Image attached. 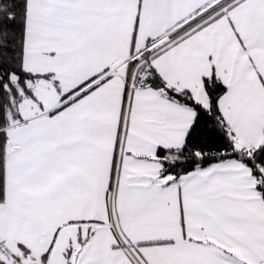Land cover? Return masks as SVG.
<instances>
[{"label": "snow or ice", "instance_id": "snow-or-ice-1", "mask_svg": "<svg viewBox=\"0 0 264 264\" xmlns=\"http://www.w3.org/2000/svg\"><path fill=\"white\" fill-rule=\"evenodd\" d=\"M0 264H264V0H0Z\"/></svg>", "mask_w": 264, "mask_h": 264}]
</instances>
